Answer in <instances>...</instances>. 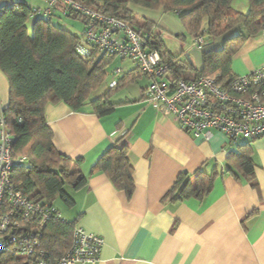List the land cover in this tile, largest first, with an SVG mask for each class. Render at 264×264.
Here are the masks:
<instances>
[{"label":"crops","instance_id":"crops-1","mask_svg":"<svg viewBox=\"0 0 264 264\" xmlns=\"http://www.w3.org/2000/svg\"><path fill=\"white\" fill-rule=\"evenodd\" d=\"M133 11L174 36L184 34L180 22L169 14ZM224 40L194 50L193 66L200 70L202 53L220 49ZM262 67L261 32L246 40L231 68L240 77ZM139 81L110 99L117 106L108 116L99 118L90 110L74 113L63 103L45 106L55 150L81 161L87 178L84 188L70 192L74 206L64 210L67 218L61 219L102 238L96 264H264V137L231 141L217 131L209 139L194 137L142 99L148 80L133 90ZM8 99L9 85L0 72V110L7 107ZM118 140L119 146L128 147L133 167L135 189L130 199L104 174H90L101 154ZM244 146L251 152L255 188L241 174L236 179L226 171L228 158ZM197 171L219 173L203 201H162L181 173Z\"/></svg>","mask_w":264,"mask_h":264},{"label":"trees","instance_id":"trees-1","mask_svg":"<svg viewBox=\"0 0 264 264\" xmlns=\"http://www.w3.org/2000/svg\"><path fill=\"white\" fill-rule=\"evenodd\" d=\"M73 1L125 23L142 38L145 49L159 54L175 81L210 78L227 88L235 79L231 68L234 55L248 38L264 29V0H246L249 8L246 14L232 8L233 0ZM133 8L176 16L184 30V34L175 36L181 42L187 35L192 39L202 37L206 44L224 37V43L218 50L203 52L202 67L197 70L189 56V59L186 55L173 56L165 46L162 30L137 15ZM37 10L28 0H0V72L9 85L8 105L3 112L7 129L15 139L13 158L23 160L12 171V183L30 200L47 202L54 208V202L59 200L72 208L74 200L70 192L84 188L87 178L81 171V161H73L55 150L53 134L44 116L45 106L63 103L74 113L86 114L90 110L99 118L108 116L117 106L110 103V97L144 75L134 67L118 78L116 86L109 87L111 78L106 76V70L114 58L95 51L86 60L80 58L76 48L83 34L79 38L51 20L61 14L78 19L85 26L87 18L72 11L47 18L33 17ZM106 81L107 91L92 97ZM120 142L101 154L90 174H104L116 190L130 199L135 189L133 167L127 156L128 147L119 146ZM247 148L242 147L228 158L226 171L236 179L241 174L255 188L251 152ZM218 175L217 171L210 175L201 171L181 173L162 201H203ZM56 211L58 218L41 230L40 243L45 253L41 260L19 257L7 249L0 256V264H55L70 248L76 226L75 222L62 220Z\"/></svg>","mask_w":264,"mask_h":264},{"label":"built area","instance_id":"built-area-1","mask_svg":"<svg viewBox=\"0 0 264 264\" xmlns=\"http://www.w3.org/2000/svg\"><path fill=\"white\" fill-rule=\"evenodd\" d=\"M45 4L46 8L35 11L33 17L66 11L83 14L87 22L81 44L76 48L77 55L86 60L95 51L101 56L132 62L148 80L142 99L170 115L182 131L205 139L217 131L231 141L264 137V67L235 77L227 88L210 78L175 81L159 54L145 49L142 38L125 23L73 0H46ZM206 45L205 39L199 37L192 47L201 51ZM123 73L116 69L109 87H114ZM14 141L1 109L0 256L11 249L16 256L41 260L45 256L40 243L41 230L59 215L51 204L30 200L12 183L13 169L23 162L13 158ZM103 245L102 238L75 226L70 248L55 264H96Z\"/></svg>","mask_w":264,"mask_h":264},{"label":"rangeland","instance_id":"rangeland-1","mask_svg":"<svg viewBox=\"0 0 264 264\" xmlns=\"http://www.w3.org/2000/svg\"><path fill=\"white\" fill-rule=\"evenodd\" d=\"M18 1H20V0H18ZM28 4L32 8H38L41 10L46 8V4L43 0H28ZM231 6L235 11H238V12L243 13V14H246L248 12V9H249L248 3L246 0H233ZM170 17H173V18L175 17L176 20L178 21L176 16L171 14ZM45 18H47V17H45ZM51 20L55 26H58L64 30L70 32L71 34L81 38V36L83 34L84 26L80 20L75 19V18L65 17L61 14L54 15L51 18ZM162 32H163V40H164L165 46L173 56L182 55L183 57H185V55H189L191 63L192 64L196 63L197 58L194 54V48L192 47L194 39H192L190 36L186 35L185 39L181 42L178 39H176L174 35L170 34L167 30L162 29ZM134 67H135L134 64L132 62H130L129 60H123L122 61L120 59L115 58V59L111 60L109 63L108 69L106 70V76L111 78V76L113 75V72L116 69H121L123 72H127V71L133 69ZM145 80H147V79L144 76H142L141 81H139L135 86H133V90H135V91L138 90L139 86H141L142 83L143 84L145 83ZM107 85H108V81H106L103 85H101L99 87V89L94 94H92V97H95L101 93L104 94L108 89ZM123 90H124V88L122 89V91ZM119 92H121V90ZM119 92L113 94V96H111L110 99L111 100L115 99L116 95H118ZM54 205L56 208H58V210L60 212V217L65 220L67 217L63 211L64 210L67 211L70 208L66 207L59 200H56L54 202Z\"/></svg>","mask_w":264,"mask_h":264},{"label":"water","instance_id":"water-1","mask_svg":"<svg viewBox=\"0 0 264 264\" xmlns=\"http://www.w3.org/2000/svg\"><path fill=\"white\" fill-rule=\"evenodd\" d=\"M186 57L188 58V56L186 55ZM189 59V58H188Z\"/></svg>","mask_w":264,"mask_h":264}]
</instances>
